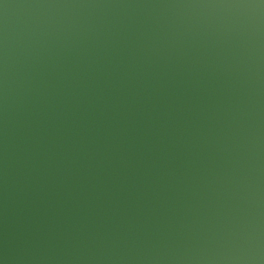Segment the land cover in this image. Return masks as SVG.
<instances>
[{
  "label": "clouds",
  "instance_id": "1",
  "mask_svg": "<svg viewBox=\"0 0 264 264\" xmlns=\"http://www.w3.org/2000/svg\"><path fill=\"white\" fill-rule=\"evenodd\" d=\"M14 7L39 11L0 23V264H264V0Z\"/></svg>",
  "mask_w": 264,
  "mask_h": 264
},
{
  "label": "water",
  "instance_id": "2",
  "mask_svg": "<svg viewBox=\"0 0 264 264\" xmlns=\"http://www.w3.org/2000/svg\"><path fill=\"white\" fill-rule=\"evenodd\" d=\"M35 2V0H4V3L9 4L10 7L5 10L2 5H0V23L3 21V17L5 12L7 13V22H8V30L9 35L15 42L16 38L19 35L20 25L23 20L29 14H35L39 10L33 9H21L18 7H14L15 5L31 3ZM119 2H158V0H119ZM51 11H59V10H51ZM91 11L93 14H104L114 17H139V16H147L153 13L156 10L151 9H104V10H86ZM205 80L208 83V87L215 89L216 93L219 94L221 91H227V77L223 76L220 73L216 75H212L211 73L205 72L203 73ZM184 217L185 219H193L194 214L192 212H187L183 209L173 210L167 213L166 217H162V219L170 218L173 222L175 220ZM4 225V213H3V205L2 198H0V234H2Z\"/></svg>",
  "mask_w": 264,
  "mask_h": 264
}]
</instances>
